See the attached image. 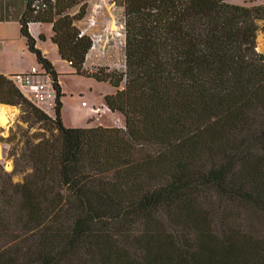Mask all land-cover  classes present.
Masks as SVG:
<instances>
[{
    "label": "trees",
    "instance_id": "obj_1",
    "mask_svg": "<svg viewBox=\"0 0 264 264\" xmlns=\"http://www.w3.org/2000/svg\"><path fill=\"white\" fill-rule=\"evenodd\" d=\"M80 1L23 0L17 18L51 79V115L0 72V103L48 132L24 140L21 181L0 164V264H264V2L113 0L124 68L89 72L84 8L67 11ZM32 23H51L74 74L115 88L103 99L123 126L63 123Z\"/></svg>",
    "mask_w": 264,
    "mask_h": 264
},
{
    "label": "rangeland",
    "instance_id": "obj_2",
    "mask_svg": "<svg viewBox=\"0 0 264 264\" xmlns=\"http://www.w3.org/2000/svg\"><path fill=\"white\" fill-rule=\"evenodd\" d=\"M229 2L233 0H228ZM236 4H246L247 0H235ZM251 3H263L264 0H249ZM235 3V2H231ZM84 8V14L79 19L74 20L85 34L92 36L93 33L106 34L104 41L96 42L93 48L86 53L84 67L89 72L98 67L124 68V27H123V10L122 6L116 4L113 0H81L75 3L67 11L70 14H77L80 8ZM94 17V24L90 25L89 17ZM108 17H112L108 21ZM115 25V26H114ZM77 26V25H76ZM78 27V26H77ZM81 30V29H80ZM256 49L264 54V19L259 21V29L256 33ZM27 59V57H25ZM57 70L61 71L60 84L64 95L61 98L62 108L61 115L64 124L68 126H84L89 121L90 124L102 125H124V117L118 111H110L101 103L100 94L104 89L110 87L109 83L96 81L92 77L82 75L66 74L69 71L67 63L60 61L55 62ZM39 66V64H34ZM30 69V68H29ZM66 71V72H63ZM112 87V86H111ZM115 90L114 87H112ZM88 103L87 106L81 104ZM1 104V103H0ZM96 105L99 108L98 113H93L92 119L83 118L82 111L87 107ZM15 112L6 118L4 123L0 122V164L5 170L12 172L13 181H21L26 170H18L15 163L20 162V150L24 140L35 132L47 130L41 122H34L29 119L21 105H14ZM51 113L52 109L49 110ZM49 112V113H50ZM48 113V112H47ZM48 113V114H49Z\"/></svg>",
    "mask_w": 264,
    "mask_h": 264
},
{
    "label": "crops",
    "instance_id": "obj_3",
    "mask_svg": "<svg viewBox=\"0 0 264 264\" xmlns=\"http://www.w3.org/2000/svg\"><path fill=\"white\" fill-rule=\"evenodd\" d=\"M247 1L248 3L246 4H250V1ZM231 2L238 3L235 0ZM22 8L23 0H0V72L5 75L23 73L28 71L32 66H35L34 64H38L34 53L28 49L26 39L20 32V24L17 18ZM111 18L108 17L107 20L110 21ZM76 25L79 29H83V27L80 28L78 24ZM29 31L36 40L35 45L41 50L42 54L50 60L55 70L59 73L58 80L60 82L61 71L57 70L54 62L58 59L64 63H67V61L60 57L58 47L51 39L53 34L51 23H32L29 27ZM39 34L43 35V39L38 37ZM25 57H27V59H25ZM67 65L70 69L66 74L76 75L73 73L74 69L68 63ZM99 82L108 83L105 81ZM113 91L110 85L108 89H104L100 94L102 99L101 103L106 108L108 107L104 103L103 96ZM87 104L88 103L81 105L87 106ZM94 108H97L96 105L85 108L81 113L82 117L79 121L83 120V118L94 120L92 119L93 113H98L94 111ZM49 110L47 111L48 113L50 112ZM49 114L51 115L52 113L50 112ZM62 121L64 122L63 118Z\"/></svg>",
    "mask_w": 264,
    "mask_h": 264
},
{
    "label": "built area",
    "instance_id": "obj_4",
    "mask_svg": "<svg viewBox=\"0 0 264 264\" xmlns=\"http://www.w3.org/2000/svg\"><path fill=\"white\" fill-rule=\"evenodd\" d=\"M88 22L93 25L95 22L94 17H89ZM84 33L85 31L81 29L79 35ZM90 37L92 40L90 48H93L96 42L104 41L106 34L93 33ZM11 79L32 103L46 112L52 109L54 99L53 85L49 75L40 66H32L23 73L11 74ZM98 110L99 108H94L96 113Z\"/></svg>",
    "mask_w": 264,
    "mask_h": 264
},
{
    "label": "bare ground",
    "instance_id": "obj_5",
    "mask_svg": "<svg viewBox=\"0 0 264 264\" xmlns=\"http://www.w3.org/2000/svg\"><path fill=\"white\" fill-rule=\"evenodd\" d=\"M260 45L261 47H264V42H262ZM14 112H15L14 105L1 103L0 104V122L4 123L6 121V118L12 115Z\"/></svg>",
    "mask_w": 264,
    "mask_h": 264
}]
</instances>
